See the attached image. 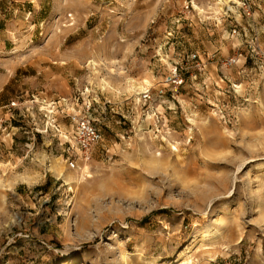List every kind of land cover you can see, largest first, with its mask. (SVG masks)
Segmentation results:
<instances>
[{
	"label": "rangeland",
	"instance_id": "rangeland-1",
	"mask_svg": "<svg viewBox=\"0 0 264 264\" xmlns=\"http://www.w3.org/2000/svg\"><path fill=\"white\" fill-rule=\"evenodd\" d=\"M0 264H264V0H0Z\"/></svg>",
	"mask_w": 264,
	"mask_h": 264
},
{
	"label": "built area",
	"instance_id": "built-area-1",
	"mask_svg": "<svg viewBox=\"0 0 264 264\" xmlns=\"http://www.w3.org/2000/svg\"><path fill=\"white\" fill-rule=\"evenodd\" d=\"M179 76L173 78V81L180 84ZM76 121L75 140L76 145L81 152V158L83 161L89 160V156L93 152L95 146L102 140V132L96 126L94 121L87 115L80 116Z\"/></svg>",
	"mask_w": 264,
	"mask_h": 264
},
{
	"label": "bare ground",
	"instance_id": "bare-ground-1",
	"mask_svg": "<svg viewBox=\"0 0 264 264\" xmlns=\"http://www.w3.org/2000/svg\"><path fill=\"white\" fill-rule=\"evenodd\" d=\"M225 1H228V0H225ZM93 64L96 66L97 65V61L96 60H93ZM104 82L107 84V85H111V83L109 82V81H107V80H105L104 79ZM152 84H153V82H152V79H150L149 77H145V78H143L141 81H135V80H132V79H130L129 80V84L127 85V88L131 91V92H135V94L137 95V100L139 101L140 100V97L138 96L142 91H149L150 90V87L152 86ZM49 109V112H54V110H51L50 108H48ZM61 136H62V138H67V139H70V136L69 135H67V134H64V132L62 131L61 132ZM163 140H165V141H168V139L167 138H163ZM171 145L173 146V147H175L176 149H177V146L176 145H174V144H172L171 143ZM57 163V162H56ZM59 164V163H58ZM57 164H54V165H51V168H52V170H55V171H60L59 170V166H58V170H57ZM86 169L88 168V166H86L85 167ZM64 176H65V178L67 179V180H72V179H74V177L70 174V173H66V174H64ZM25 179H27V180H29V178H25Z\"/></svg>",
	"mask_w": 264,
	"mask_h": 264
}]
</instances>
